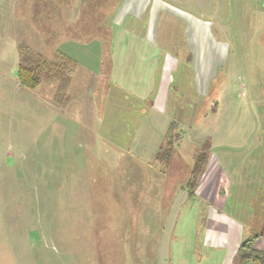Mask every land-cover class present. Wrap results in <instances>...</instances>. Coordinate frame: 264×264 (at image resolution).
Segmentation results:
<instances>
[{
	"label": "rangeland",
	"instance_id": "rangeland-1",
	"mask_svg": "<svg viewBox=\"0 0 264 264\" xmlns=\"http://www.w3.org/2000/svg\"><path fill=\"white\" fill-rule=\"evenodd\" d=\"M218 1L224 27L213 32L229 50L213 81L222 90L218 109L201 131L227 169L230 209L264 240V0H206L209 17ZM106 4L0 0V264H170L168 231L155 248L175 173L100 139L107 79L76 66L63 88L45 78L28 88L17 77L21 45L48 60L57 49L75 61L82 48L72 38L96 36L75 20L84 11L81 20L89 21Z\"/></svg>",
	"mask_w": 264,
	"mask_h": 264
},
{
	"label": "crops",
	"instance_id": "crops-1",
	"mask_svg": "<svg viewBox=\"0 0 264 264\" xmlns=\"http://www.w3.org/2000/svg\"><path fill=\"white\" fill-rule=\"evenodd\" d=\"M95 1L108 2L105 12H96L110 32L107 50L100 37L72 39L82 48L75 52L76 67L109 83L96 125L106 130L97 133L133 159L168 163L175 173L155 252L168 231L170 264H232L242 240L255 232L227 203L222 157L208 151L195 185L188 186L197 152L209 138L201 123L217 111L215 96L222 92L213 84L229 50L214 34L224 27L222 3L212 18L206 0ZM261 237L253 247L264 250Z\"/></svg>",
	"mask_w": 264,
	"mask_h": 264
},
{
	"label": "trees",
	"instance_id": "trees-1",
	"mask_svg": "<svg viewBox=\"0 0 264 264\" xmlns=\"http://www.w3.org/2000/svg\"><path fill=\"white\" fill-rule=\"evenodd\" d=\"M94 1L95 0H93V2ZM91 14L92 18L85 22L84 20H81V17L85 15L84 11H82V15L77 20L76 24L78 26L80 25L82 31H87L88 33H92V35H96L92 37L104 34V37L100 38L103 39L104 47L107 50L110 40V32L109 30H103V28H101L99 23L101 21L100 16L97 18L95 11L92 10ZM88 16H90V14H88ZM19 57L20 60L17 69V77L20 84L28 88L36 87L42 78L48 80L57 79L63 88L69 81L70 75L68 73H70L72 68L76 66L73 59L57 49L54 52L53 58L48 60L43 55L34 53L28 47L21 45L19 47ZM67 66L71 67L70 70H66ZM65 71H67V73ZM201 148L197 152L193 164L191 177L193 186L206 162L208 150L210 148L208 140L204 141ZM259 235L260 234L258 233H253L242 240L233 257L232 264H264V250H259L253 247L254 240Z\"/></svg>",
	"mask_w": 264,
	"mask_h": 264
}]
</instances>
